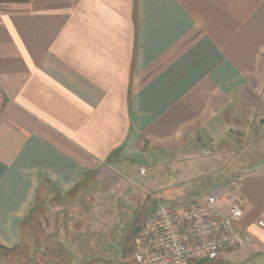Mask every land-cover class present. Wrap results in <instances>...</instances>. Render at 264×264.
Returning <instances> with one entry per match:
<instances>
[{
	"label": "crops",
	"instance_id": "0c3cea01",
	"mask_svg": "<svg viewBox=\"0 0 264 264\" xmlns=\"http://www.w3.org/2000/svg\"><path fill=\"white\" fill-rule=\"evenodd\" d=\"M262 153L264 0H0L4 247H25L39 205L46 223L26 246L62 242L79 264L136 167L207 174ZM219 183L212 194L245 199L236 228L250 240L198 264H264V160Z\"/></svg>",
	"mask_w": 264,
	"mask_h": 264
},
{
	"label": "rangeland",
	"instance_id": "374dc122",
	"mask_svg": "<svg viewBox=\"0 0 264 264\" xmlns=\"http://www.w3.org/2000/svg\"><path fill=\"white\" fill-rule=\"evenodd\" d=\"M210 148L209 155L217 152L213 150L212 146ZM247 149L235 153L234 156L248 155ZM206 155L204 154V156ZM238 158L235 157L229 163V166L210 168L211 171L207 174L200 173L204 169L192 166V174L189 175L187 166L184 167L185 162L183 160L177 164H172L166 160L151 168L145 167L144 172L136 167L132 179H126L128 182L126 189L111 196L112 203L107 208L108 220L106 223L108 231L105 232V238H97V240H94V244L86 242L88 245L87 250L78 251L77 249L73 251V257L79 261V264H86V260L95 256L108 259L110 262L108 264H126L124 259H127L132 252L135 234L138 228L143 225L142 223L153 213L155 200L160 199L163 203L179 210L191 204L206 202L208 196L216 191L224 173H243L261 164L264 160V153L261 154L260 158L255 157L242 161H239ZM56 202L58 201H48L47 205L53 204L56 208ZM75 214L76 210L71 215L74 217ZM95 214H97V223H103L102 218L104 215L99 212V209ZM45 223L46 221L41 215V209L37 205L23 226L25 246L32 243V240H29L31 235L38 241L39 227L42 224L45 226ZM47 223L49 224V222ZM47 249L48 254L45 255H40L41 252L38 248L26 249V257L22 260L19 251L8 254L3 253V256L0 257V264H69V258L56 255L59 251L58 248L51 246ZM98 261L100 260L95 259V261H90L87 264H103V262Z\"/></svg>",
	"mask_w": 264,
	"mask_h": 264
},
{
	"label": "built area",
	"instance_id": "2783aa9c",
	"mask_svg": "<svg viewBox=\"0 0 264 264\" xmlns=\"http://www.w3.org/2000/svg\"><path fill=\"white\" fill-rule=\"evenodd\" d=\"M144 172V169H142ZM246 202L238 193L209 195L206 202L179 210L157 199L153 213L140 226L126 264H198L237 251L250 240L236 228ZM258 224L264 226V221Z\"/></svg>",
	"mask_w": 264,
	"mask_h": 264
},
{
	"label": "trees",
	"instance_id": "16d2710c",
	"mask_svg": "<svg viewBox=\"0 0 264 264\" xmlns=\"http://www.w3.org/2000/svg\"><path fill=\"white\" fill-rule=\"evenodd\" d=\"M27 221V219H25V221H24V223ZM23 223V224H24ZM39 236H40V234H39ZM50 236L52 237V236H55V233L54 234H50ZM37 238H39V237H37ZM66 240H68V239H66ZM63 243L61 242V243H59V246H58V252L56 253V255H59V256H61V257H65V258H69L68 259V263L69 264H72L71 263V260H72V258H71V256L68 254V252H69V250H68V248H64L63 247V245H62ZM30 248H32V247H27V246H22V247H20V246H18V247H15V248H7V247H4L3 245H1L0 244V257L1 256H3V253H5V254H8V253H13V252H15V251H19L20 253V258H21V260L23 259V258H25L26 257V249H30ZM34 248H38L39 249V251L41 252L40 253V255H45V254H48V249H43V248H41L39 245H37V246H35ZM59 248H61V249H59ZM45 250V251H44ZM29 251V250H28ZM23 253V254H22ZM68 254V255H67ZM48 256V255H47Z\"/></svg>",
	"mask_w": 264,
	"mask_h": 264
}]
</instances>
